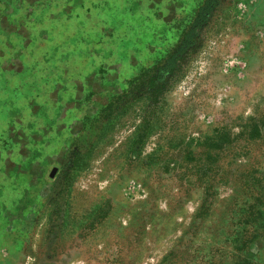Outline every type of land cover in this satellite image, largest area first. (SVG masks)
Segmentation results:
<instances>
[{
    "label": "rangeland",
    "instance_id": "rangeland-1",
    "mask_svg": "<svg viewBox=\"0 0 264 264\" xmlns=\"http://www.w3.org/2000/svg\"><path fill=\"white\" fill-rule=\"evenodd\" d=\"M204 1L0 0V264H264V0L156 78Z\"/></svg>",
    "mask_w": 264,
    "mask_h": 264
},
{
    "label": "trees",
    "instance_id": "trees-1",
    "mask_svg": "<svg viewBox=\"0 0 264 264\" xmlns=\"http://www.w3.org/2000/svg\"><path fill=\"white\" fill-rule=\"evenodd\" d=\"M221 0H205L203 4L197 10L191 23L189 24L188 30H186L178 44L175 46L173 51L166 57L164 62L158 66V74L156 78L159 81H164L162 75L172 74L176 70L179 62L182 58L191 51L196 39L201 33V28L204 23L208 20L211 12L216 8ZM152 80V77L150 78ZM149 88H159L158 85L151 83ZM244 182L243 185L246 186Z\"/></svg>",
    "mask_w": 264,
    "mask_h": 264
}]
</instances>
